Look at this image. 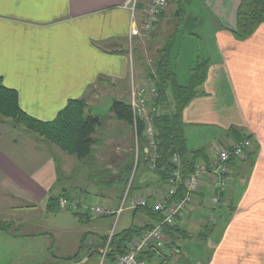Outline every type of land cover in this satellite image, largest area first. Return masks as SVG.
I'll use <instances>...</instances> for the list:
<instances>
[{"label": "crops", "instance_id": "1", "mask_svg": "<svg viewBox=\"0 0 264 264\" xmlns=\"http://www.w3.org/2000/svg\"><path fill=\"white\" fill-rule=\"evenodd\" d=\"M126 1L0 0V79L17 90L27 114L43 121L55 119L70 99H85L89 111L102 118L94 160L108 163L106 167L125 184L132 126L116 117L113 103H130L132 83L145 86L150 79V69L145 70L139 56L135 66L131 46L144 40L143 30L131 36ZM197 2L184 23V10L180 8L177 16L168 5L147 36L153 41L162 29L163 40L173 36L170 68L180 85H190L199 66L207 71L182 114L187 147L203 150L206 161L244 134L258 147L251 158L231 164L218 221L215 217L213 225L205 224L201 217L205 198L211 195L205 181L196 202L166 230L162 244L180 234L201 237L221 222V238L208 264H264V24L251 37L237 39L241 0ZM143 6L139 5V22ZM103 108L107 114L95 113ZM232 126L242 128V134L229 132ZM212 128L226 133L223 143L215 141L213 148L218 131ZM88 167L26 128L0 123V264H80L75 260L86 244L87 253L102 254L112 231L109 216L81 217L59 207L63 196L99 205L89 198L103 193L84 184L90 177ZM124 189L109 195L104 205L117 208ZM132 189L159 194L164 180L146 167ZM133 215L137 221L129 227L155 223L156 216L142 209H134ZM91 218L98 219L93 227L88 224ZM197 222L205 227L194 235L186 226L194 228Z\"/></svg>", "mask_w": 264, "mask_h": 264}, {"label": "trees", "instance_id": "2", "mask_svg": "<svg viewBox=\"0 0 264 264\" xmlns=\"http://www.w3.org/2000/svg\"><path fill=\"white\" fill-rule=\"evenodd\" d=\"M264 24V0H241L237 10V29L234 31L237 39H247L254 35L258 28ZM173 37V36H172ZM168 41L156 59L155 71L150 72V78L155 82L157 88L156 105L158 112L154 119V125L158 135V155L156 168L150 170L148 161L144 158L147 169L152 173L159 174L160 179L167 181L172 170L171 157L178 154L183 161L182 175L186 178L194 169L196 162L202 157L203 150H189L184 134L183 111L185 107L197 96V85L206 79V69L202 66L193 82L188 86L180 85L171 68L170 52L173 38ZM166 109L162 113L161 109ZM113 111L119 120L132 124L133 114L130 103L119 100L114 101ZM14 123L24 126L29 131L42 136L48 142L58 146L64 152L77 157L81 161H94V146L97 143L96 133L102 125V118L89 111L88 103L85 99H70L66 106L59 111L55 119L49 121L39 120L27 114L20 106L19 94L17 90L7 87L0 79V123H5L8 119ZM144 123H140V133L142 136ZM238 141L249 138L253 142V149L247 152V158H251L256 153L258 144L251 135H241ZM143 147L146 141L142 136ZM241 160H232L231 164ZM128 178L133 170V158L128 160ZM233 166V165H232ZM153 198H155L153 196ZM143 211L155 215V223H145L143 226L132 225L131 227L115 233L110 243L111 257L119 258L126 253L129 244L136 240L144 230L155 226L162 219L161 212L150 207H138L135 210ZM86 216V215H77ZM84 220V218H83ZM170 228V227H168ZM167 228V229H168ZM166 229V230H167ZM150 250L139 255V259L148 262V256L155 255V252H162L161 248L151 245ZM151 263V262H150ZM163 264H165L163 262Z\"/></svg>", "mask_w": 264, "mask_h": 264}, {"label": "built area", "instance_id": "3", "mask_svg": "<svg viewBox=\"0 0 264 264\" xmlns=\"http://www.w3.org/2000/svg\"><path fill=\"white\" fill-rule=\"evenodd\" d=\"M169 0H127L124 6L131 11V36H140L141 29L143 32H152L159 23L161 16L168 6ZM144 3L142 8V21H138L139 5ZM157 88L155 82L150 78L145 86H139L132 83L131 100L132 107V133L136 147L134 155V166L132 177L125 191L121 204L117 208L106 205H91L79 202L67 197L59 198V207L70 210L80 215H91L94 217L114 216L116 220L126 208L136 209L138 207H152L155 211L161 212L162 219L155 226L144 230L141 235L129 244L126 253L122 254L116 264H149L145 259H139V255L147 250L150 245L162 246V238L165 236L166 229L173 227L177 223V217L185 212L197 200L202 192V186L207 181L210 184L211 195L207 198L214 210L222 204V193L226 191L227 176L231 172V161L243 160L247 152L253 149V142L249 138L233 142L229 147L218 149L216 157L210 161L199 159L193 171L183 178L182 169L183 161L178 154L171 157L172 170L164 183L163 192L159 194L133 193L129 189L137 173L141 159L148 161L150 170L156 168L158 155L157 129L154 125V119L158 112L156 105ZM144 123L142 136L146 141L143 147L142 136L140 133V123ZM139 149L141 150L139 151ZM155 197L153 201L152 197ZM204 201V202H205ZM214 219V216L211 217ZM115 233L111 231L102 254H106L110 247L111 239Z\"/></svg>", "mask_w": 264, "mask_h": 264}, {"label": "rangeland", "instance_id": "4", "mask_svg": "<svg viewBox=\"0 0 264 264\" xmlns=\"http://www.w3.org/2000/svg\"><path fill=\"white\" fill-rule=\"evenodd\" d=\"M169 8H171V11L174 15H176V12L182 8L184 10V17H182L181 23H184L185 20L188 19V14L189 12L194 13L195 11V7L198 5L197 0H170L169 2ZM180 23V25H181ZM149 34L146 32H142V38H144V40H140V44L139 46H137L136 43L132 44L131 47H135L134 49V55H135V66H137L138 64V56L140 57V61H142L141 63H143V65H145V70L148 68L150 69V72L155 71V63H156V59L159 57V54L161 52V50L163 49L164 45L166 43H168V41L170 40L167 39L166 41L163 40V36H165L164 31L162 29L161 32H159L152 40H149V37H147ZM155 40V41H154ZM147 71V70H146ZM162 113H166V109H161ZM95 113H102L103 115L108 113V109L103 108V110H101L100 112H95ZM9 122H11L12 127L13 128H24V126L18 125L16 123H14L10 118L7 120ZM11 129V128H10ZM212 130L214 131H218V134H215L214 137L216 140H214L213 142H211V148L212 145L216 142H222L224 141V138L226 136V133L224 130H222L221 128H212ZM231 131V133H233V131H237L239 135L242 134V128L240 127H236V126H232L229 129V132ZM32 132V131H31ZM35 133V132H33ZM37 134V133H35ZM133 134V133H132ZM39 135V134H37ZM40 136V135H39ZM42 137V136H41ZM98 137V136H97ZM96 137V138H97ZM191 137V141H192V136ZM98 139V138H97ZM216 141V142H215ZM128 154H127V159L130 160V157L133 158V166H134V155L136 154V147H135V142L134 139L132 137V146H130V143L128 142ZM104 151V149H101V151ZM141 149H139L140 151ZM100 150H97V153ZM142 152V150H141ZM131 153V155H130ZM143 160V159H141ZM140 160V164L138 167V171L137 173L134 175L132 184H131V188L129 189L130 194L132 195V188H134V183L136 181V178L138 177V175L141 172V169H145L146 165L144 164L145 161H141ZM103 162V161H102ZM87 165H89V167L86 169L87 174L90 173V177L88 176V181L84 182V184L89 187L90 190H93V192H99V193H103L104 196H102L100 194V197L95 198L93 196H91L89 198V201L91 203H99L100 206L104 205V202L106 201V199H108L109 195H118V193L120 192V189H122V187L125 186L124 192L121 196V198L118 199V205L121 204V199L125 193V191L128 188V185L130 182H126V184L123 181H120L121 177L117 176L116 174H114L112 172V170L108 167H106V165L108 163H106V165H102L100 164V162L98 163L97 160L95 159L94 162H89L86 161ZM105 163V162H104ZM132 171V170H131ZM92 174V175H91ZM132 174V173H131ZM129 180L131 179L132 175L129 176ZM109 181H111L109 183ZM112 185V186H111ZM208 198L206 199V201L208 202ZM94 201V202H93ZM205 202V206L203 208V211L201 213V217L204 220V223H208L210 225H213V221L216 217V221H218V217H219V211L217 212V210H219V208L216 209H212L211 206ZM95 205V204H94ZM76 215H79V213H75ZM214 216V219H211V217ZM136 217V216H135ZM133 215V209L130 208H126L124 209V211L120 214V216L118 217V219L116 220V215L114 216H109L106 218H110L109 220H111V228L112 231L114 233L116 232H120L126 228H128L133 222L136 223L137 219L135 218ZM220 219V218H219ZM98 219H89V226L93 227L94 224L97 222ZM141 224V223H140ZM145 223L139 225V226H143ZM216 226V227H215ZM205 227L204 224H200L197 222L196 227L192 228V227H188L186 226L187 229H189V232H191L192 234L195 235V233H199L198 231L203 230ZM222 224L221 222L218 223V225H214L213 228H215V230L212 232H208L204 230V234L201 237H186L183 236L182 234H180V236H175V237H170V240L168 238H165L164 241H166V244H162L161 246V253L159 252H155V255H151L148 256V259L151 260L150 262H148L149 264H163V262L165 264H208L210 262V259L212 257V253L214 251V249L216 248L218 242L220 241L221 238V234H222ZM209 228V227H208ZM212 228V227H211ZM111 233V232H110ZM110 233L108 234V238L106 240V242L109 239ZM177 235H179V232L176 233ZM187 234V232H186ZM106 242L104 244V247L106 245ZM103 243V242H102ZM151 245L147 248L146 251L150 250ZM90 246L89 244H86L81 255L78 257V259H76L75 261H79L82 262L86 257H88L90 254L87 253V251H89ZM58 250V249H57ZM60 251V250H59ZM144 251V252H146ZM110 253V247L108 248L107 253L104 254H99V253H94L93 255H91V257H89V259L84 262L83 264H116L117 262V258L115 257H111L109 255Z\"/></svg>", "mask_w": 264, "mask_h": 264}, {"label": "water", "instance_id": "5", "mask_svg": "<svg viewBox=\"0 0 264 264\" xmlns=\"http://www.w3.org/2000/svg\"><path fill=\"white\" fill-rule=\"evenodd\" d=\"M176 15L179 16V15H180V12L177 11V12H176ZM91 255H92V254H90L88 257H86L82 262H80V264H83L84 262H86V261L89 259V257H91Z\"/></svg>", "mask_w": 264, "mask_h": 264}]
</instances>
